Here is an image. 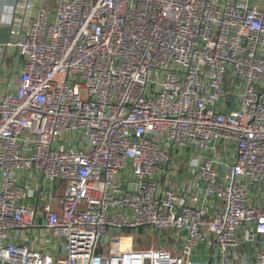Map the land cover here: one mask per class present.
Wrapping results in <instances>:
<instances>
[{"label": "built area", "instance_id": "1", "mask_svg": "<svg viewBox=\"0 0 264 264\" xmlns=\"http://www.w3.org/2000/svg\"><path fill=\"white\" fill-rule=\"evenodd\" d=\"M14 16L0 264H264V0Z\"/></svg>", "mask_w": 264, "mask_h": 264}, {"label": "crops", "instance_id": "2", "mask_svg": "<svg viewBox=\"0 0 264 264\" xmlns=\"http://www.w3.org/2000/svg\"><path fill=\"white\" fill-rule=\"evenodd\" d=\"M16 2L17 0H0V43L8 39L11 22L15 18ZM10 58V54L5 53L3 61L8 64Z\"/></svg>", "mask_w": 264, "mask_h": 264}, {"label": "rangeland", "instance_id": "3", "mask_svg": "<svg viewBox=\"0 0 264 264\" xmlns=\"http://www.w3.org/2000/svg\"><path fill=\"white\" fill-rule=\"evenodd\" d=\"M8 56H9V55H8ZM60 192H61V190L58 191V193H57V195H56L57 198H58V195H60ZM57 204H58V202H57Z\"/></svg>", "mask_w": 264, "mask_h": 264}]
</instances>
